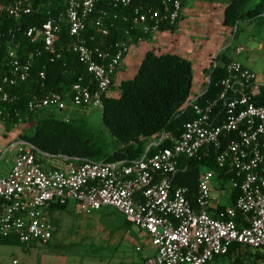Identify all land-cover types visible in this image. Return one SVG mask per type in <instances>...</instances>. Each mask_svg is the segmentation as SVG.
Returning <instances> with one entry per match:
<instances>
[{
  "label": "built area",
  "instance_id": "1",
  "mask_svg": "<svg viewBox=\"0 0 264 264\" xmlns=\"http://www.w3.org/2000/svg\"><path fill=\"white\" fill-rule=\"evenodd\" d=\"M102 2L117 9L132 6V0H65L66 21L70 35L76 39L72 50L93 77L94 87L80 80L68 94L35 96L28 104L31 112L65 111L69 104L102 108L103 94L131 51L120 42L115 45V53L110 54L89 46L82 38L89 17ZM182 4L183 0H167L169 10L163 14L137 8L133 24L141 26L145 33L158 31L162 23L175 25ZM31 10L30 0H19L0 5V16L20 18ZM99 13L107 14L105 10ZM113 18L116 20L118 15ZM95 25L99 33L108 35L103 18H98ZM59 32L54 19H49L41 30L44 49L52 55V62L61 59L56 51ZM35 33V28L29 29L27 37L36 41ZM7 59L10 71L0 78V96L4 104L10 105L16 97L8 89L28 81L32 59L22 61L14 50L8 52ZM41 78L45 79V75L41 74ZM256 79L251 69L232 60L217 98L190 104L195 118L185 125L180 137L163 135L152 156L130 164L87 161L45 170L35 159L34 147L23 142L9 174L0 175V240L48 244L53 238L49 211L74 201L87 213L113 208L146 233L156 254L145 264H210L233 244L264 252V104L255 103L261 94ZM4 115L1 111L0 116ZM20 122L21 119L13 127L19 128ZM164 140L172 145L161 147ZM210 149L217 152L219 169L230 166L234 170L232 188L239 191L235 207L219 211L217 218L211 216L212 171L201 176L195 205L186 197V189L174 186L181 161Z\"/></svg>",
  "mask_w": 264,
  "mask_h": 264
},
{
  "label": "trees",
  "instance_id": "2",
  "mask_svg": "<svg viewBox=\"0 0 264 264\" xmlns=\"http://www.w3.org/2000/svg\"><path fill=\"white\" fill-rule=\"evenodd\" d=\"M17 1L19 0H0V5L6 6ZM251 1L233 0L225 10L224 25L234 30L245 18L249 20L263 18L264 0H259L254 8H249ZM185 2L186 0H183L182 10ZM30 3L32 10L27 15L20 18L0 16V78L9 74L7 57L10 50L16 51L22 61L32 59L28 81L8 89V92L16 97L13 103L4 104L0 96V112L5 114L0 116V119L10 126L18 124L19 119H21L19 125L30 124L29 129L23 130L21 138L34 147L35 159L39 164L45 157L38 151L49 156L67 158L69 164L87 161L130 164L145 156L148 158L158 150L155 144L163 135L180 137L185 125L195 118L190 104H204L217 98L221 82L227 77V65L232 58L226 51L214 59L208 70L209 80L204 93L191 99L192 63L181 53L168 49L153 37L154 33L175 31L180 19L175 25L162 23L158 31L148 33H145L141 26L133 24L135 9L139 8L144 12L151 9L163 14L169 10H166L167 0H132V6L118 9L108 2H102L89 17L82 38L89 46L99 47L110 54L115 53V45L120 42L126 43L129 47L136 46L137 57L135 52L133 57L140 63L131 79L120 82L113 78L109 89L117 88L118 92L114 91L113 95L106 92L102 96L103 124L117 145L112 154H104L95 148L92 139L84 132L78 120L58 119L52 115L38 119V112H31L28 109L29 102L35 96L45 97L50 93L68 94L72 86L80 80L83 85L94 87L93 77L72 50V44L76 39L70 35V27L66 21L65 0H30ZM100 10H105L106 16L100 14ZM114 15H118L116 20L113 18ZM100 17L103 18L105 28L108 30L107 36L99 33L95 25ZM49 19H54L60 27L56 51L61 54V59L54 62L51 61L52 55L45 51L41 38L42 27ZM31 28L36 29L35 35L38 37L36 41L27 37V32ZM91 38L93 40H90ZM41 74L45 75V79L41 78ZM255 103L264 104V86L261 87V94ZM7 115H10V118H6ZM171 145L169 140H164L161 147ZM216 158L217 152L210 149L202 151L193 159L181 161L174 186L186 189V197L193 205L196 204L203 169L206 172L212 171L215 174L213 182L222 186L224 182L235 179L234 170L230 166L224 170L219 169ZM238 196L239 191L232 188L227 203L224 205L220 203L213 213L211 211V216L217 218L219 211L235 207ZM67 205L53 206L51 212L61 211ZM116 215L126 222L122 214ZM237 222H241L240 214ZM0 244L29 245L20 244L14 238L0 240ZM223 257L231 258V264H264V252L254 251L239 244L230 246L225 254L216 256L213 262Z\"/></svg>",
  "mask_w": 264,
  "mask_h": 264
},
{
  "label": "rangeland",
  "instance_id": "3",
  "mask_svg": "<svg viewBox=\"0 0 264 264\" xmlns=\"http://www.w3.org/2000/svg\"><path fill=\"white\" fill-rule=\"evenodd\" d=\"M259 0H252L249 8H254ZM224 6L217 0H186L182 15L175 29V39L185 46L186 55L192 63L193 87L191 99L202 94L208 83L204 68L219 53L227 51L237 62L251 69L256 74V82L264 86V17L249 20L245 18L234 30L221 25ZM234 32V33H233ZM237 48H242L236 53ZM137 57L138 49L131 47ZM231 57V58H232ZM137 69L140 63L134 61ZM132 68L127 66L120 78L125 81ZM135 73V72H134ZM134 75V74H133ZM133 77V76H131ZM114 90L109 89L108 95ZM65 120H78L82 129L92 139L95 148L104 154H112L116 150V142L103 124L102 111L94 107H73L68 105L65 111L46 109L37 113V118L48 116ZM4 135L15 137L20 129L0 122ZM30 124H21V129H29ZM5 156V160L12 157ZM205 173L203 169L201 171ZM224 188L213 183L212 200L216 204L227 203L232 189L231 182H224ZM218 205H216V208ZM117 214L113 208H104L90 213L81 211L78 203L71 201L65 209L53 215L55 233L48 245L32 242L29 245L8 246L0 244V262L2 264H144V258L152 254L153 248L145 233L133 228V240L121 238L119 246L113 248L115 233L107 235L111 230L110 222L116 220L111 216ZM110 218V219H108ZM258 251V250H254ZM116 254V256H115ZM212 264H231V258H219Z\"/></svg>",
  "mask_w": 264,
  "mask_h": 264
},
{
  "label": "crops",
  "instance_id": "4",
  "mask_svg": "<svg viewBox=\"0 0 264 264\" xmlns=\"http://www.w3.org/2000/svg\"><path fill=\"white\" fill-rule=\"evenodd\" d=\"M217 1L222 6H224L223 17H222L221 22H220L221 25H223L224 24V19H225V16H224L225 15V10L232 3L233 0H217ZM185 5H186V2H185ZM181 15H182V13H181ZM224 27H226V26L224 25ZM226 29L228 30V27H226ZM174 32L175 31H162V32L154 33L153 37L159 43H161V45L167 47L168 49H170L172 51H177V52L181 53L183 56H185L188 59V57L186 55V51H185V46L178 43L177 39H175V33ZM237 49H240V48H237ZM237 49H236V53H239V52H237ZM221 53H224V52H221ZM221 53H219V54H221ZM232 60H234L233 57H232ZM134 61H135V59L133 57V53L130 51V53L125 58V61L123 63L122 68L119 70V72L117 73V75L115 77L116 80H124V79L120 78V74H121L122 71H125V68L127 66H130V68H132V70L128 74L130 77H126L125 80L131 79L132 78L131 76H134L136 74L137 65L138 64L136 65V63H134ZM213 62H214V58L210 62L211 65H209L208 67L204 68L205 76H206V78L208 80H209L208 70L211 68ZM261 87H263V86H261ZM202 94H200V95H198L196 97H199ZM0 122H3L5 124H7V122L2 120V119H0ZM18 129H20V131L17 133V135L15 137L9 138L7 135H5L3 137L5 131H4V129H3L2 125H1V123H0V175H2V176H5V175L9 174V172L12 169V167L14 165V162H15V160L17 158L18 147L24 142L22 140V138H21V135L23 133V129H21V125L19 126ZM9 153H12L11 154L12 157L10 159H8V160H5V156L7 154H9ZM42 156L45 157V159L41 161V165H42V167L45 170L62 168V167H65L66 165H69V163H67V160L65 158L54 157V156H44V155H42ZM223 188H224V186L220 185V189H223ZM213 190H214V187H212V191ZM219 204H220L219 202H218V204H216L215 201H212V208H211L212 213L214 212V209L216 208V205H219ZM57 212L58 211H54V212H51V210L49 211V219H50L51 224L53 226V231H55V229H54V224H53V221H52V217ZM117 213H119V212L117 211ZM112 217L115 218L116 220H113V222H110L111 230L107 232V235L115 233L113 235L114 239L112 240V244L114 245L113 248H116V247L119 246V242L121 241V238L124 239L125 241H128L130 239L133 240V238H134V234L133 233L134 232L132 231V229L134 228V226L131 225L130 223H128L127 221H126L127 222L126 223L124 221V219H122V217H118L116 214L111 216L110 218L112 219ZM110 218H108V219H110ZM142 233H144V232H142ZM147 238L149 239L148 236H147ZM155 254H156V252H155V250L153 248L152 254L149 257L144 258V260H143L144 264L146 263L147 259L154 257ZM115 256H116V254H115Z\"/></svg>",
  "mask_w": 264,
  "mask_h": 264
},
{
  "label": "water",
  "instance_id": "5",
  "mask_svg": "<svg viewBox=\"0 0 264 264\" xmlns=\"http://www.w3.org/2000/svg\"><path fill=\"white\" fill-rule=\"evenodd\" d=\"M38 153H40V154H42V155H44V156H49V155H47V154H45V153H42V152H40V151H38ZM66 160H68L67 158H65Z\"/></svg>",
  "mask_w": 264,
  "mask_h": 264
}]
</instances>
